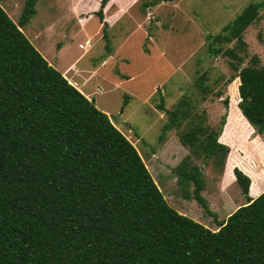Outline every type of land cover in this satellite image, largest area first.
Listing matches in <instances>:
<instances>
[{"label": "trees", "instance_id": "trees-1", "mask_svg": "<svg viewBox=\"0 0 264 264\" xmlns=\"http://www.w3.org/2000/svg\"><path fill=\"white\" fill-rule=\"evenodd\" d=\"M109 1L100 0L103 28ZM36 2L25 1L18 24L0 6V264H264V191L250 198V179L234 168L246 202L217 231L170 207L133 144L22 32ZM262 9L264 0L251 2L208 36L210 54L231 59L229 82L240 80V101L236 79L230 104L259 135L264 67L256 56L240 67L239 53H246L243 33ZM233 41L235 48H224ZM202 82L205 96L211 90ZM222 104L228 109V98ZM160 109L163 132L185 126L178 139L189 154L174 168L183 197L209 212L203 172L191 161L224 166L229 148L218 138L226 114L215 129L186 97Z\"/></svg>", "mask_w": 264, "mask_h": 264}, {"label": "rangeland", "instance_id": "rangeland-1", "mask_svg": "<svg viewBox=\"0 0 264 264\" xmlns=\"http://www.w3.org/2000/svg\"><path fill=\"white\" fill-rule=\"evenodd\" d=\"M25 1L0 0V6L18 24ZM257 1L261 0H110L102 11L103 28L98 14L100 0H37L35 14L21 30L59 72L74 65L75 69L65 73L67 80L76 82L78 90L93 100L133 144L168 205L212 227L217 221L215 208L205 201L206 212L193 197L184 198L177 184L174 168L189 154L178 139L185 126L163 132L166 116L160 106L172 110L186 97L192 111L202 113L205 124L215 129L226 114L219 138L221 144L233 146L229 154L230 146L226 145V165L220 168L214 159L191 161L203 172L205 193L214 196L224 167L227 179L231 173L235 177L234 168L238 167L232 168L234 157L251 176L252 193L264 187V135L257 134L241 117L237 106L240 80L237 77L229 82L235 74L229 66L231 59L214 57L208 50V36L220 33L244 7ZM86 40L90 47L80 49L79 44L85 45ZM243 40L246 53H239L240 67L249 65L253 56L258 58L257 66L264 67V9L246 28ZM235 45L233 41L224 48ZM203 76L206 79L202 82ZM236 79L237 104H230ZM197 82L211 91L202 96ZM224 98H228V109L222 104ZM255 152L258 157L254 155L253 162L248 161L247 156ZM188 189L191 195L193 186ZM222 191L232 202L245 201L236 178ZM224 205L221 201V209ZM233 210L226 215L221 210V218Z\"/></svg>", "mask_w": 264, "mask_h": 264}, {"label": "crops", "instance_id": "crops-1", "mask_svg": "<svg viewBox=\"0 0 264 264\" xmlns=\"http://www.w3.org/2000/svg\"><path fill=\"white\" fill-rule=\"evenodd\" d=\"M87 41V40H86ZM85 41V42H86ZM79 45H82V44H79ZM86 48V47H85ZM85 48H83V49H85ZM50 64V63H49ZM71 68H73V69H75V67H74V65L72 64V65H70L65 71H64V73H62V75L66 78V76H65V73H68L70 70H71ZM77 69V68H76ZM66 79H68V78H66ZM69 81V80H68ZM70 82V84H72L74 87H76L77 89H78V84L76 83V82H74V83H76V85L77 86H75L74 85V83L73 82H71V81H69ZM239 114H240V112H239ZM241 115V114H240ZM241 117H243V115H241ZM243 120L248 124V122L246 121V119L243 117ZM221 135V134H220ZM240 137H241V134H240ZM219 138H220V136H219ZM219 138H218V141L221 143V141L219 140ZM244 139V138H243ZM226 145H229L230 146V151H229V154H231L233 151H232V148H233V146L232 145H230L229 143H225ZM237 149V148H236ZM238 150V149H237ZM232 151V152H231ZM257 156L258 154L255 152V154H250V158H248V156H247V159H248V161H250V162H253V156ZM258 157V156H257ZM235 158V162H234V164L232 165V168L233 167H238L245 175H247L249 178H250V185H249V189H248V195H249V197L250 198H252V199H255L257 196H259L263 191H264V187L262 188V189H260L256 194H253L252 193V188H251V184H252V179H251V176L250 175H248L246 172H244L243 170H242V166H241V160H239L238 158H236V157H234ZM225 165H226V162H225ZM231 168V169H232ZM260 172V171H259ZM226 169H225V167H224V172H223V174H222V176L221 175H219V180L217 181V187H216V189H215V191H214V196H210L209 194H207V193H205V189H203V193H202V195H203V197H204V199H205V201H207L208 203H210L215 209H213V211H214V213L217 215V221L215 222V224H213V226L212 227H207V225H205L204 224V226L205 227H207V228H209V229H211V230H213V231H217L218 230V228H219V225H220V223L222 222V221H224V220H226L227 219V217L232 213V212H234L239 206H242V205H244L245 204V202H246V200L245 201H234V202H232V201H230L228 198V196H226L224 193H223V191H222V188L224 187V185H226V184H232L233 182H235V177L232 175V173H231V176H230V178H226ZM223 183V184H222ZM216 197V198H215ZM222 199V200H221ZM221 201H223V204H225L224 205V208L223 209H221ZM231 209H234L232 212H230L227 216H225L224 217V219L223 218H221V210L225 213V215H226V212L228 213V211H230ZM176 211L178 212V213H181V214H183L181 211V208H179V209H176ZM183 215H185V214H183ZM213 222V221H212ZM211 223V222H210Z\"/></svg>", "mask_w": 264, "mask_h": 264}, {"label": "built area", "instance_id": "built-area-1", "mask_svg": "<svg viewBox=\"0 0 264 264\" xmlns=\"http://www.w3.org/2000/svg\"><path fill=\"white\" fill-rule=\"evenodd\" d=\"M90 42L87 40L86 42H85V45H79V48L80 49H83V48H85V47H90Z\"/></svg>", "mask_w": 264, "mask_h": 264}]
</instances>
